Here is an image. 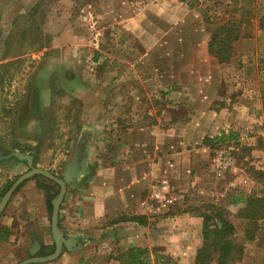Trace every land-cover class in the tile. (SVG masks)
I'll return each instance as SVG.
<instances>
[{
	"label": "crops",
	"instance_id": "obj_1",
	"mask_svg": "<svg viewBox=\"0 0 264 264\" xmlns=\"http://www.w3.org/2000/svg\"><path fill=\"white\" fill-rule=\"evenodd\" d=\"M171 6L155 2L118 22L132 43L128 53L118 52L117 66L82 100L78 140L85 155L58 214L66 244L58 259L36 264H119L118 254L137 247L169 255L179 264L193 263L202 244V215L192 211L194 200L186 195L196 193L210 176L213 186L210 156L228 122L204 108L212 92L209 36L184 8L171 14ZM51 69L49 64L38 78L42 107L50 104ZM31 112L24 122H44V115ZM23 150L0 152V192L28 170L26 162L10 156L14 152L31 156L34 167L52 173L51 166H44L46 153ZM259 158L255 168L264 170ZM69 167L52 174L61 178ZM160 178L171 182L183 203L170 219L151 223L139 202ZM39 183L24 182L0 216V264H18L35 245V256L43 257L38 254L54 245ZM236 193L225 198L220 193L212 205L221 202L234 218L248 196Z\"/></svg>",
	"mask_w": 264,
	"mask_h": 264
},
{
	"label": "rangeland",
	"instance_id": "obj_2",
	"mask_svg": "<svg viewBox=\"0 0 264 264\" xmlns=\"http://www.w3.org/2000/svg\"><path fill=\"white\" fill-rule=\"evenodd\" d=\"M155 2L172 5L171 14L184 8L208 36L226 20H235L238 28L231 58L220 64L210 56L212 92L204 107L227 118L220 135L224 143L214 144L212 152L232 147L234 166L213 175V186L210 176L196 193L186 195L194 200L192 211L209 215L213 206L226 212L221 202L212 205L220 193L223 198L238 191L247 196L251 189L264 198V175L258 183L250 177L251 168L259 170L254 162L258 156L264 167V34L259 29L264 0H197L192 8L179 0H0V152L17 148L46 153L44 166L58 175L60 167L79 161L85 155L78 140L82 100L117 66L118 52L128 53L132 43L118 22ZM49 64L50 104L42 107L38 78ZM30 112L44 115V122H24ZM177 194L176 208L183 203ZM227 214L235 226L233 264H264V220L250 228L253 235H245V223Z\"/></svg>",
	"mask_w": 264,
	"mask_h": 264
},
{
	"label": "trees",
	"instance_id": "obj_3",
	"mask_svg": "<svg viewBox=\"0 0 264 264\" xmlns=\"http://www.w3.org/2000/svg\"><path fill=\"white\" fill-rule=\"evenodd\" d=\"M179 1L184 3L188 8H192L193 3L197 0ZM259 29L264 34V15L259 20ZM238 35V28L233 19L226 20L217 25L209 36V55L215 58L220 64L227 62L233 55V42L237 40ZM262 63H264V61H262ZM262 102H264V92H262ZM223 143L224 136L214 140V144L222 145ZM15 149L17 148H14V150ZM32 156L34 159L36 158L35 155L32 154ZM250 175V177L256 179L253 180L258 183V181L260 182L258 177L263 176L264 172L251 168ZM31 179H38L40 181L38 187L45 194L48 218L50 221L52 203L59 191L58 186L40 175H36ZM12 183L7 185L0 192V199ZM227 213V211H223V208L212 206V214L202 216V244L196 251L195 259L192 264H233L235 260L234 254L236 253V246L232 239L235 234V226L227 218ZM236 218L245 223L247 227L245 235H253L254 230L251 231L250 228L255 227L258 221L264 220V198L256 196L255 192H251L244 198L243 207L237 212ZM57 224L59 228V219L57 220ZM53 251L54 245L49 249V252L43 251L38 255L47 256L52 254ZM117 261H119V264H179L177 259L169 255L155 254L148 251V249L139 247L131 248L118 254Z\"/></svg>",
	"mask_w": 264,
	"mask_h": 264
},
{
	"label": "water",
	"instance_id": "obj_4",
	"mask_svg": "<svg viewBox=\"0 0 264 264\" xmlns=\"http://www.w3.org/2000/svg\"><path fill=\"white\" fill-rule=\"evenodd\" d=\"M10 156L16 158L17 160L21 162H26L28 166V170L13 181L11 186L4 193L3 197L0 199V216L3 213L6 205L8 204L14 192L24 182H26L27 180L31 179L32 177L36 175H40L54 182L58 186V189H59L58 195L52 203V213H51V219H50V231H51V237L54 243L53 253L47 256H43V257H36L35 256L36 249L38 248L35 245L32 248V250H30L29 252L30 256L20 261L18 264H36V263L54 261L59 258L61 251H62V246L66 244V240L63 238L58 228L57 220H58L60 206L62 204L63 198L66 193L67 185L70 184L76 178L78 161L76 160L74 163H72V165L68 168V170L64 173V175L61 178H59L57 176H54L53 174H51L50 172L46 170L34 167L33 159L29 155L21 154L19 152H14ZM1 158L3 159L5 157H1Z\"/></svg>",
	"mask_w": 264,
	"mask_h": 264
},
{
	"label": "built area",
	"instance_id": "obj_5",
	"mask_svg": "<svg viewBox=\"0 0 264 264\" xmlns=\"http://www.w3.org/2000/svg\"><path fill=\"white\" fill-rule=\"evenodd\" d=\"M234 149L220 146L210 158V170L214 176L229 172L234 166ZM176 188L166 178L154 181L139 202L141 214L151 223L170 219L178 202Z\"/></svg>",
	"mask_w": 264,
	"mask_h": 264
}]
</instances>
